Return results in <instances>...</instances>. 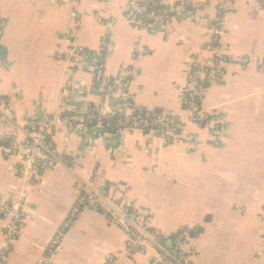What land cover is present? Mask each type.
Segmentation results:
<instances>
[{
	"label": "crops",
	"instance_id": "0c3cea01",
	"mask_svg": "<svg viewBox=\"0 0 264 264\" xmlns=\"http://www.w3.org/2000/svg\"><path fill=\"white\" fill-rule=\"evenodd\" d=\"M138 1L0 0V199L19 196L20 157L6 150L17 133L28 142L35 118L90 106L109 114L131 102L183 120L176 143L140 128L116 135L57 127L52 140L64 164L28 189L9 247L0 217V264H40L59 234L51 264H105L109 254L118 264H153L158 250H138L103 212L73 216L83 192L104 186L149 216L169 248L179 232L201 226L184 246L190 264H264V0L230 1L227 61L219 77L203 76L200 103L210 119L202 124L183 108V95L193 61L213 63L219 1L158 0L177 8L165 23L148 24ZM75 48L85 52L72 55Z\"/></svg>",
	"mask_w": 264,
	"mask_h": 264
},
{
	"label": "built area",
	"instance_id": "2783aa9c",
	"mask_svg": "<svg viewBox=\"0 0 264 264\" xmlns=\"http://www.w3.org/2000/svg\"><path fill=\"white\" fill-rule=\"evenodd\" d=\"M155 1L159 3L158 0H140L135 4L140 10L143 22L147 24L149 22L165 23L177 8V6H168L166 11L156 13L149 10L150 3ZM218 1V15L212 21L213 41L216 45L209 46L210 49L216 52L213 63L203 65L197 60L193 61L189 72L190 88L183 95V108L189 112L191 120L199 124L210 119V115L204 111L200 103V92L205 87L203 76L219 77L223 73L222 65L227 61L223 44L226 35L224 20L231 0ZM83 52H85L83 48H75L72 55L77 56ZM242 61L244 63L249 62L248 59ZM94 62L97 70H101L105 66L102 55H97ZM258 68L264 72V59L258 62ZM127 83L128 81L125 82V86ZM113 89V84H109L106 89L107 93L111 94ZM135 109L137 107L130 102L126 109L114 110L109 114H102L94 106H90L87 111L96 112L98 116L87 117L84 112H67L55 116L45 115L31 120L27 124L25 132L28 136V142L25 145L19 142L18 133L11 136L6 154L7 156L17 155L20 157L18 174L21 190L16 201L7 202L0 199V217L5 220L4 227L7 238L5 247H9V244L14 243L21 233L27 206L28 189L41 178L43 171L64 164V158L59 154L52 140V134L57 127H62L68 133L86 132L90 129L111 133L109 129L114 126L115 131L112 133L116 135L121 134L127 128H140L157 132L168 143L182 141L183 120L180 116L169 115L162 111L153 117H143L140 114H134ZM115 112H123L125 117L116 121L114 125L102 121V117L113 115ZM92 121H96L94 125ZM157 128L161 129L158 130ZM85 208L103 212L110 221L119 225L126 232L129 242L131 245L136 246L138 250L146 251L149 247L156 248L159 254L153 260V264H190L188 252L184 250L185 244L191 237L188 232H179L176 235L175 245L169 248L165 244L163 234L152 227L151 218L149 216L142 217L128 206L119 203L114 198L110 186L91 188L83 192L77 207L73 210V216H77ZM70 223L71 220L66 222L65 225L69 226ZM60 238L61 234L53 239L40 264L52 263L53 255L59 250ZM2 258H4V255H1ZM105 264H118V262L116 257L109 254Z\"/></svg>",
	"mask_w": 264,
	"mask_h": 264
},
{
	"label": "trees",
	"instance_id": "16d2710c",
	"mask_svg": "<svg viewBox=\"0 0 264 264\" xmlns=\"http://www.w3.org/2000/svg\"><path fill=\"white\" fill-rule=\"evenodd\" d=\"M166 9H167V6L162 5V4H160V3L156 2V1L155 2H151L150 5H149V10H153L156 13H162V12L166 11ZM161 112H162V110H160V109L148 110L146 108H137V109L134 110V114H140L143 117H146V116L147 117H153L156 114L161 113ZM84 114L87 117L93 116V115L98 116L97 113L93 112V111H86ZM124 117H125V113H123V112H115L113 115H108V116L102 117V121L103 122H110V123H112L114 125L116 123V121H118L119 119L124 118ZM92 122H93L92 124L94 125L96 121H92ZM157 129L159 130L161 128H157ZM114 131H115L114 126L111 129H109V132H111V133L114 132ZM147 131H149V130H147ZM184 231L188 232L191 237H195L199 233H201L202 227L199 226V227H195V228H186ZM173 239H174L173 242H174V245H175L177 237H174Z\"/></svg>",
	"mask_w": 264,
	"mask_h": 264
}]
</instances>
